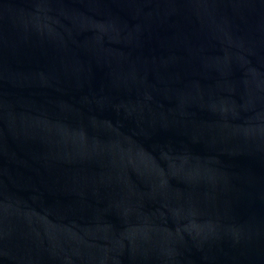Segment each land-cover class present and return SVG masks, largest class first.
<instances>
[{
    "label": "water",
    "instance_id": "95a60500",
    "mask_svg": "<svg viewBox=\"0 0 264 264\" xmlns=\"http://www.w3.org/2000/svg\"><path fill=\"white\" fill-rule=\"evenodd\" d=\"M0 264H264V0H0Z\"/></svg>",
    "mask_w": 264,
    "mask_h": 264
}]
</instances>
